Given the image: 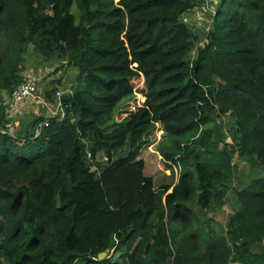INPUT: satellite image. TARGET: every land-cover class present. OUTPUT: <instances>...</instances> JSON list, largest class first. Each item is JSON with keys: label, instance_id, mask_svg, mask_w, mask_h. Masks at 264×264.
Returning <instances> with one entry per match:
<instances>
[{"label": "trees", "instance_id": "obj_1", "mask_svg": "<svg viewBox=\"0 0 264 264\" xmlns=\"http://www.w3.org/2000/svg\"><path fill=\"white\" fill-rule=\"evenodd\" d=\"M203 1L0 0V264H264V174L231 188L221 232L190 205H221L234 155L264 171V0H210L193 25ZM28 45L72 74L44 91L67 90L64 117L14 136L2 101ZM159 128L172 182L154 188Z\"/></svg>", "mask_w": 264, "mask_h": 264}, {"label": "rangeland", "instance_id": "obj_2", "mask_svg": "<svg viewBox=\"0 0 264 264\" xmlns=\"http://www.w3.org/2000/svg\"><path fill=\"white\" fill-rule=\"evenodd\" d=\"M209 3H211L210 0H204L203 3L196 9L195 13L191 17L187 18L188 14H186V20L189 21L190 23H192L193 25L196 24L195 19L198 16H202V13H199V12L202 10V8L204 6H209L208 5ZM21 60H22V62H21L22 67L20 68V73H19L20 78L23 77L25 73H29L30 68L32 69V73L34 75H36V74L43 75L44 78H41L42 80L39 77L40 85L42 88L39 86L37 87L38 94H40V91L42 92V90H43L42 85L44 84V82H46L45 78L50 75L49 74L50 70L51 69L55 70L59 66V63H60V61H55V62L53 61L52 63H46L45 61L42 60V58L36 56L32 52V48L30 45H28V49H26L23 52V57H21ZM63 69L64 70L62 72V76H63V74L67 73V71L65 70L64 67H63ZM136 84L138 87L142 85L140 83V81H137ZM127 100H128V97L120 100L116 105V110H120L119 108L124 103H126ZM141 100H142L141 96L139 94H136L134 104L140 103ZM130 102H131V100L129 101V103ZM121 108H123L121 110V112H123V110L126 109L125 106H122ZM11 109L12 108H11L10 102L3 104V114H4L3 118H5V116L7 118V116H8L7 114L11 111ZM127 110H129V109H127ZM123 114H125V113L120 114V116H119V114L118 115L116 114L115 118L119 119ZM3 120L5 121V119H3ZM230 120H231V118L225 119V118L220 117L219 119H216L214 121V123H211L210 126L213 128L216 125V126H218L219 132L222 131V132L226 133L225 132L226 127L231 125V123H232ZM25 121H26V119H25ZM19 126H22V125H19ZM28 127H29V124L27 123V125L25 127H22L18 130L15 129L13 131V135L17 136L20 133L23 134L24 132H27ZM161 136H162L161 129L160 128L156 129L155 131L152 132L151 136L149 137V140H151V143L140 150L141 157H142L143 162H144L143 173L145 176H148L153 180V187L158 186L160 184H167V183L172 182V178L170 177L169 170H167L163 167L162 160L159 157L157 151L155 150V144L160 140ZM226 140H227L226 142H229V138H226ZM94 160L95 161H101V163H102L104 160L102 152H98L95 155ZM231 164L233 166V168L231 170L232 180H231V183L228 185L225 193L221 196V198L218 199V202L222 201L220 206L218 205L217 207H214V209L207 210V211L203 212L201 210L202 208H200L198 205H197L198 206V209H197L193 203L190 204L191 209L193 212H195L197 218H199V220H204V221L209 220L210 226L215 231L222 230L224 223H225L226 215L230 212L229 211L230 210L229 204L233 200H235V197H234V194H233V191L231 188L235 185H241V183L243 184L244 180L249 177L248 175L254 169L253 168L251 170V168L253 166L248 165V163L246 161L237 162L235 155L232 157ZM257 174L258 173L251 174L250 177L251 176L254 177ZM232 211H233V209L231 210V212ZM111 245H113V244H111ZM119 253H123V249L120 250ZM117 254H118V252L113 253L112 247L105 249L101 253H99L100 258L109 257V256H112L113 258H115Z\"/></svg>", "mask_w": 264, "mask_h": 264}, {"label": "crops", "instance_id": "obj_3", "mask_svg": "<svg viewBox=\"0 0 264 264\" xmlns=\"http://www.w3.org/2000/svg\"><path fill=\"white\" fill-rule=\"evenodd\" d=\"M29 70H30L29 73H25L23 77L30 76V77L36 79V86L41 87L40 79L44 78L43 75H41V74L34 75L32 73V69L30 68ZM63 70L64 69H63L62 65H59L55 70L51 69L50 73H49L50 75L45 78L46 82H44V84L42 85L43 90H42V92L40 91V94L37 93V96L34 99L23 100L21 103L16 104L12 107L11 111L7 114L8 115L7 118H6V116L4 118L5 119L4 125H5V128L8 132L13 134V131L15 129L18 130L22 127H25L27 125V123L29 124V127L27 129H29L31 120L36 119L38 117L44 118L46 116V114L48 112V108L50 107V104H52V102L50 100H48V98L45 96L44 91L46 89H50V85H49L50 81L55 80L59 77L65 76L66 73L63 74V76H62ZM39 77H40V79H39ZM2 102H3V104L9 102V93L3 95V101ZM25 119H26V121H25ZM19 125H22V126H19ZM32 128H33V126H32ZM27 132H28V130H27ZM237 162H244V160H240ZM251 170H252V172L249 175L254 174V173L264 174V171L262 170V168H259L257 166H253L251 168ZM235 186L237 187V185H235ZM235 206H236V202H235V200H233L229 204V207H230L229 213H231V210L234 209Z\"/></svg>", "mask_w": 264, "mask_h": 264}, {"label": "built area", "instance_id": "obj_4", "mask_svg": "<svg viewBox=\"0 0 264 264\" xmlns=\"http://www.w3.org/2000/svg\"><path fill=\"white\" fill-rule=\"evenodd\" d=\"M65 91L55 89L53 93V102L48 108V112L43 120L36 122L32 128L33 136H36L40 133L42 127L46 126L50 119L61 120L64 117L63 108L59 102V98ZM38 89L36 86V79L25 76L20 78L16 85L9 92V102L11 103V108L21 103L23 100L34 99L37 96Z\"/></svg>", "mask_w": 264, "mask_h": 264}, {"label": "water", "instance_id": "obj_5", "mask_svg": "<svg viewBox=\"0 0 264 264\" xmlns=\"http://www.w3.org/2000/svg\"><path fill=\"white\" fill-rule=\"evenodd\" d=\"M71 74H72V70L69 69V70L67 71V73L65 74V76L63 77V80H64L66 83H69V82H70V80H71V77H70ZM97 258L100 259V255H97Z\"/></svg>", "mask_w": 264, "mask_h": 264}]
</instances>
